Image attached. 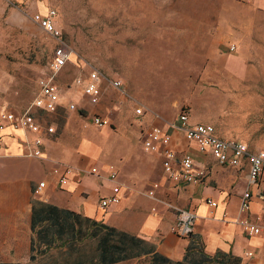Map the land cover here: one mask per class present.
<instances>
[{
  "label": "rangeland",
  "instance_id": "374dc122",
  "mask_svg": "<svg viewBox=\"0 0 264 264\" xmlns=\"http://www.w3.org/2000/svg\"><path fill=\"white\" fill-rule=\"evenodd\" d=\"M48 8L57 11V27L71 52V62L56 77L62 93L69 95V85L90 69L104 76L99 105L78 93L76 98L80 107H92L113 127L115 135L99 136L102 129L82 119L81 134L98 145L102 162H114L126 138L139 142L145 125L134 116L135 105L159 114L163 125L188 108L192 121L205 116L204 122L215 125L225 139L264 149V62L256 57H264V6L257 0H0V112L29 109L39 95L38 81L52 74L56 42L32 20L36 11ZM229 44L237 50L232 53ZM216 59L225 67H240L246 78L238 83L223 71L215 77ZM115 79L123 82L121 89L112 86ZM142 98L156 108L146 107ZM57 115L43 118L55 122ZM159 164L155 156L151 180L145 183V177L140 184L146 191L151 181L163 180ZM127 170L139 171L132 164ZM156 199L176 213L170 199L161 194ZM8 227L0 226V259L32 264L23 248H13Z\"/></svg>",
  "mask_w": 264,
  "mask_h": 264
},
{
  "label": "crops",
  "instance_id": "0c3cea01",
  "mask_svg": "<svg viewBox=\"0 0 264 264\" xmlns=\"http://www.w3.org/2000/svg\"><path fill=\"white\" fill-rule=\"evenodd\" d=\"M257 1L258 6H264V0ZM48 9L35 13H46ZM230 46L231 44L228 45V49L232 53L237 50L236 46L234 50H231ZM256 57L264 62L263 56L260 57L257 54ZM214 66L218 69L215 77H220L223 71L229 75L231 80H237L238 83H242V79L246 78L242 69L236 65L225 67L220 60L216 59ZM68 91L69 95H64L61 91L60 105L54 112L58 113L57 120L52 122L57 129L53 135L44 138L41 157L27 158L26 154L35 137L32 132L23 129L13 131L11 128L0 132V139L3 143V148L0 150V226L6 228L8 225V229L12 230L15 240L13 241L14 249L23 248L29 256L31 254L32 201L37 199L58 205L60 208L71 209L121 231L137 235L153 243L155 252L173 260H181L190 243V239L180 237L172 230L177 213L180 209L193 211L197 215L194 232L200 237L207 254L214 255L221 251L240 257L241 264H264V179L255 184L249 183L248 165L239 168L220 165L210 153L200 152L195 143L185 138L182 131L171 130L170 146L172 149L178 154L188 152L194 157L196 166L206 171V178L201 182L189 184L171 182L163 172L161 154L147 152L150 155H145L142 153L144 132L153 126L167 127L169 122L163 125L159 114H147L148 109L144 106L143 115L137 114L133 106L134 116L144 119L141 125L145 127L140 134L138 133L139 142L132 141L131 137L126 138V142L121 141L119 154L114 155L116 160L110 163L102 162L98 157V145L90 136L85 137L81 134L82 119L92 123L91 116H89L93 113L92 107L89 109L90 112L69 110L67 104L74 98L76 91L73 82L69 85ZM141 100L146 107L156 108L150 105L147 98ZM38 114V119L45 122L43 116L48 117L53 113ZM199 119L208 120L205 116ZM93 126L102 129L96 133L99 136L114 134L110 130L113 127H97L94 124ZM139 126L138 123L137 128ZM134 131L137 132V129ZM216 131L220 138L225 139L217 128ZM258 149L252 148V150ZM151 155H155L160 161L163 180L151 181L146 191V184L142 187L140 184L145 177V183L152 178L150 175L153 172L155 156ZM56 163L84 170L90 166H97L99 174L93 175L88 172L82 176L72 174L67 185L59 186L58 176L52 171ZM129 164H132L133 169L138 168L139 171L128 172ZM110 166H114L118 171L115 181L110 180ZM140 171H142V176L139 175ZM128 173L131 177L125 180V175ZM141 177L144 179L139 181ZM40 181L46 183L42 193L43 198L34 194ZM154 183H158L159 187L152 196L149 191L154 188ZM117 185L120 187V202L103 208L101 199L113 194V188ZM247 189L253 196L251 210L241 213L240 198ZM159 194L170 199L172 205L177 207L176 213L167 209L166 201L156 199ZM207 199L216 201L217 205H209ZM246 218L259 224L262 231L254 236L245 234L241 220ZM7 261L12 262L15 259L4 261L0 259V262Z\"/></svg>",
  "mask_w": 264,
  "mask_h": 264
},
{
  "label": "built area",
  "instance_id": "2783aa9c",
  "mask_svg": "<svg viewBox=\"0 0 264 264\" xmlns=\"http://www.w3.org/2000/svg\"><path fill=\"white\" fill-rule=\"evenodd\" d=\"M57 11L54 8H49L46 13L37 12L32 16V20L36 22L51 38L56 42V47L53 49V62L51 65L50 76H43L39 81V95L35 98L31 107L23 112H14L7 108L0 112V132H4L7 128L13 131L18 129L32 132L35 137L30 145V150L26 154L27 158H36L43 155L42 145L46 136L53 135L56 132L57 126L52 122H44L38 119V113L49 114L58 110L60 105L61 88L56 82V77L64 72L66 65L71 62L68 46L64 41L62 31L57 27L56 17ZM231 50L235 49L234 45L230 46ZM104 76L96 69H90L85 76L76 77L73 85L76 88V94L71 101L68 102L67 108L71 111H89L87 107H80L78 104L77 93L81 97H86L87 102L92 106L99 105L103 96L102 82ZM122 81L115 79L112 81V86L116 89H121ZM122 104L123 101L119 100ZM144 107L135 105L137 114H144ZM190 113L187 108H184L173 121L168 123L167 127L153 126L144 132L143 149L146 152H155L162 156V169L164 174L173 183H197L204 181L206 171L203 168L196 166L194 157L188 152L178 154L170 146L171 130L182 131L188 141L197 145L198 150L204 153H210L212 157L220 164L233 166L235 168L248 165V180L249 183L255 184L261 179H264V149L252 150L251 146L244 140L223 139L217 134L213 124L204 122H192ZM92 123L97 127H111L108 118H105L100 113L91 114ZM3 143L0 139V150L3 148ZM52 171L56 174L59 186H65L72 174L82 176L88 172L93 175L99 174L97 166H90L87 170L77 168L75 166H62L56 163ZM110 180L115 181L118 177V171L114 166L109 167ZM46 183L40 181L35 189V195L42 196ZM153 189L149 191L150 195H155V190L159 187L158 183L153 184ZM120 187L119 185L113 188V194L104 196L101 199V206L108 208L112 204L120 202ZM253 196L249 189L245 190L240 198V212L247 213L251 210V202ZM207 203L211 206H216L217 202L207 199ZM197 215L193 211L180 209L177 214V219L173 227L174 233L180 237L190 239L195 233ZM244 228V233L249 236H254L262 231L259 224L250 221L246 218L241 220ZM252 255V253H249Z\"/></svg>",
  "mask_w": 264,
  "mask_h": 264
},
{
  "label": "trees",
  "instance_id": "16d2710c",
  "mask_svg": "<svg viewBox=\"0 0 264 264\" xmlns=\"http://www.w3.org/2000/svg\"><path fill=\"white\" fill-rule=\"evenodd\" d=\"M30 262L32 264H116L144 256L150 264H241L231 253L204 251L203 243L193 234L181 260L155 252L153 243L102 221L60 208L58 205L32 201ZM0 264H10L0 262Z\"/></svg>",
  "mask_w": 264,
  "mask_h": 264
}]
</instances>
